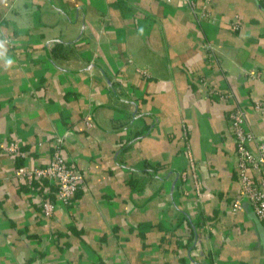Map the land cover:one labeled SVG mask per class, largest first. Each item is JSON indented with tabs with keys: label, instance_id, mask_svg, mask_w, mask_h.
<instances>
[{
	"label": "crops",
	"instance_id": "crops-1",
	"mask_svg": "<svg viewBox=\"0 0 264 264\" xmlns=\"http://www.w3.org/2000/svg\"><path fill=\"white\" fill-rule=\"evenodd\" d=\"M194 7L209 18L182 0H0V144L27 152L0 153V264H264V224L246 200L231 204L230 104L200 84L232 92L264 138V0ZM51 39L69 71L46 59ZM253 66L262 78L245 74ZM56 146L85 176L68 205L55 182L8 178Z\"/></svg>",
	"mask_w": 264,
	"mask_h": 264
},
{
	"label": "built area",
	"instance_id": "built-area-1",
	"mask_svg": "<svg viewBox=\"0 0 264 264\" xmlns=\"http://www.w3.org/2000/svg\"><path fill=\"white\" fill-rule=\"evenodd\" d=\"M182 1L190 5L201 19L209 18L206 10L195 9L194 0ZM235 24L236 21L234 20L232 25ZM201 48L208 63L215 60L216 50L213 43L203 41ZM245 74L254 79L262 78V71L258 66H253L251 70L245 71ZM200 84L205 88L208 96L224 99L230 104L226 114L227 130L235 143L232 168L237 175L239 186V198L232 200V208L235 212L240 211L241 202L246 200L257 220L264 224V138L256 137L253 134L246 123L245 108L237 101L232 92L217 91L207 86L203 80H200ZM0 153L19 159L27 157V152L23 146L15 140L1 143ZM180 177L179 174V180ZM8 178L15 179L26 187H31L35 182L42 180L55 182L57 198L67 205L71 203L78 191L85 188L84 172L66 162L61 155L59 146L55 147L49 163L35 166L22 163L15 164ZM193 191L196 195L200 194V187L196 180ZM39 203L46 214H51L55 208V203L45 193L40 194Z\"/></svg>",
	"mask_w": 264,
	"mask_h": 264
},
{
	"label": "water",
	"instance_id": "water-1",
	"mask_svg": "<svg viewBox=\"0 0 264 264\" xmlns=\"http://www.w3.org/2000/svg\"><path fill=\"white\" fill-rule=\"evenodd\" d=\"M81 11V24H82V27L84 26V21H85V8L83 6H79L78 7V10L77 11ZM57 42L56 39H51L49 40L46 44H45V55H46V59L52 64L54 65L55 67H57L58 69L60 70H63V71H69L67 70L66 68L64 67H61L59 65H57L55 63V61L53 60V57H52V53H51V48L52 46ZM88 65H91V64H88ZM93 65V64H92ZM101 70V69H100ZM77 71V70H76ZM103 74V73H102ZM103 79L105 80V82L107 83V85L112 89V85L111 83L109 82V80L106 78V76L103 74ZM135 115V114H134ZM172 172H175L173 170H170L165 176H164V179H168L169 175L172 173ZM176 173V177L173 181V184H172V188L177 184V181L179 180V172H175ZM178 211H180L181 213H183L184 215H186V213L181 210V209H178L176 208ZM193 230H194V240H193V244L196 243V240H197V232L196 230L194 229L193 227ZM204 264V263H203Z\"/></svg>",
	"mask_w": 264,
	"mask_h": 264
},
{
	"label": "trees",
	"instance_id": "trees-1",
	"mask_svg": "<svg viewBox=\"0 0 264 264\" xmlns=\"http://www.w3.org/2000/svg\"><path fill=\"white\" fill-rule=\"evenodd\" d=\"M56 50H57L56 45H53V47H52V49H51V53H52V57H53V59H54L55 57L58 56Z\"/></svg>",
	"mask_w": 264,
	"mask_h": 264
},
{
	"label": "clouds",
	"instance_id": "clouds-1",
	"mask_svg": "<svg viewBox=\"0 0 264 264\" xmlns=\"http://www.w3.org/2000/svg\"><path fill=\"white\" fill-rule=\"evenodd\" d=\"M12 64V61L10 60V61H8V65L10 66Z\"/></svg>",
	"mask_w": 264,
	"mask_h": 264
},
{
	"label": "rangeland",
	"instance_id": "rangeland-1",
	"mask_svg": "<svg viewBox=\"0 0 264 264\" xmlns=\"http://www.w3.org/2000/svg\"><path fill=\"white\" fill-rule=\"evenodd\" d=\"M196 195V194H195ZM198 196V195H197ZM191 239V238H190ZM190 241H192V240H190Z\"/></svg>",
	"mask_w": 264,
	"mask_h": 264
}]
</instances>
